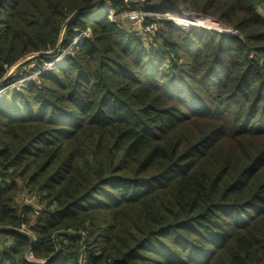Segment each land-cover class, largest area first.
Returning a JSON list of instances; mask_svg holds the SVG:
<instances>
[{"label": "trees", "instance_id": "1", "mask_svg": "<svg viewBox=\"0 0 264 264\" xmlns=\"http://www.w3.org/2000/svg\"><path fill=\"white\" fill-rule=\"evenodd\" d=\"M97 1L0 0V87L90 30L0 96V264H264V0Z\"/></svg>", "mask_w": 264, "mask_h": 264}, {"label": "built area", "instance_id": "2", "mask_svg": "<svg viewBox=\"0 0 264 264\" xmlns=\"http://www.w3.org/2000/svg\"><path fill=\"white\" fill-rule=\"evenodd\" d=\"M108 11H109L108 18L113 22H119L120 20H126V19H134L136 21V24H135V26L131 27V29L129 31L134 30V32H136L137 35H142V36H144L148 33H151V32H156V31L160 30V28L162 26V24L160 22H153V23L146 25L144 19L146 17H149V16H156V17L161 18V19H168L170 17L171 18L170 20H173L175 24L180 25L184 28H190V27L201 28L202 27V29L204 28V30H208L211 32L221 31L219 33H222V34L224 33V35H229V33L234 31L230 28H226V27L222 26L220 23L216 22L215 20H213L209 17H203V16H199V17L195 16L194 18L190 19V18H185V17H183V18L172 17L169 14H165V13H152V12H145V11H130V12L127 11V12H122L120 14H114L109 7H108ZM218 26H220L221 29H223L224 31H227V32H224L222 30H218L217 29ZM234 32H236V31H234ZM89 34H90L89 29H86L84 31L79 32V34L76 36V38L68 44L66 51H70L74 45L80 44V42L83 40V38L87 37ZM43 70L44 69L40 70L38 73H36V75L43 72ZM24 81H27V80H24V79L16 80V81L0 88V95L4 94L5 92L9 91L12 88H18L22 84V82H24ZM35 195H37V193L34 191H28V192L22 191L19 194V196H20L19 200H20V202L22 201L23 205L34 206V205H32L30 199ZM32 240H34V238H32Z\"/></svg>", "mask_w": 264, "mask_h": 264}, {"label": "rangeland", "instance_id": "3", "mask_svg": "<svg viewBox=\"0 0 264 264\" xmlns=\"http://www.w3.org/2000/svg\"><path fill=\"white\" fill-rule=\"evenodd\" d=\"M131 1H133L134 2V4H128V7L130 8V11H142V10H139L138 8H135V6L137 7V3H139L140 1H143V0H131ZM137 2V3H136ZM141 3V2H140ZM130 11H128V12H130ZM168 19H171L170 17L168 18ZM124 21V23H125V26L126 27H128V28H131V27H133V26H135V24H136V21L134 20V19H126V20H123ZM134 23V24H133ZM196 28V27H195ZM198 29H202V27L201 28H198ZM204 29V28H203ZM222 31H224L223 29H222ZM232 31V30H231ZM214 32V31H213ZM219 32H221V31H218V32H215V33H219ZM224 32H227V31H224ZM76 33H77V31H76ZM222 34V33H221ZM230 35H232V36H234V37H238V38H241V36L238 34V33H236V32H234V31H232L231 33H229ZM230 35H226V36H230ZM237 35V36H236ZM146 39H148L147 38V36H144L143 37V40H144V42L146 43L147 41H146ZM63 48L64 47H61L60 45H58V47L56 48V50L55 51H53L52 53H49V54H42V56H44V57H46V58H49L50 60H51V62H48V63H45V62H41V67L39 68V69H37V70H33V69H35V68H33V66H34V64L32 63V64H23V65H21V66H19V68H18V73H22V75L20 76V79H24V80H27V81H24V82H22V84L21 85H23L24 83H30V82H32V81H37L38 79V75H36V72L38 71V70H42V69H49L50 68V63H52V58H54V56L56 55V53H58V51H60V50H63ZM65 49V48H64ZM64 51V50H63ZM30 60V59H29ZM23 62H25V61H22L21 62V64L23 63ZM52 67V66H51ZM17 68V67H16ZM26 72H28L27 74H26ZM11 82H9V84H10ZM3 85H5V84H3ZM3 85L1 86V87H3ZM20 85V86H21ZM0 87V88H1ZM0 96H2V95H0ZM30 201H31V203H32V205H34V206H32L33 208H34V210L37 212V211H40L41 209H43V203H44V201H41L40 200V198H39V196L38 195H35V196H33L31 199H30ZM25 228L24 227H21V230H24ZM30 257V256H29ZM40 263H43V262H40Z\"/></svg>", "mask_w": 264, "mask_h": 264}, {"label": "water", "instance_id": "4", "mask_svg": "<svg viewBox=\"0 0 264 264\" xmlns=\"http://www.w3.org/2000/svg\"><path fill=\"white\" fill-rule=\"evenodd\" d=\"M100 1L101 0H98L97 2H96V4L94 5V7H92V8H90V9H96L97 7H99V4H100ZM105 5H108L107 3H105ZM109 6V5H108ZM83 11H86V10H80V11H76L74 14H73V16H75V15H77V13H79V12H83ZM80 32V30L77 32V34ZM230 35V34H229ZM64 50V49H63ZM63 50H60V51H58V53H56V55L54 56V58H53V61H54V59H56L60 54H62L64 51ZM36 56H39V55H34V56H31V57H28L26 60H28V59H31V58H33V57H36ZM24 61V60H23ZM19 64H21V62H19L18 64H16L15 66H13L12 67V69H11V71H13ZM9 84V83H8ZM8 84H5V85H3V87L4 86H6V85H8Z\"/></svg>", "mask_w": 264, "mask_h": 264}, {"label": "clouds", "instance_id": "5", "mask_svg": "<svg viewBox=\"0 0 264 264\" xmlns=\"http://www.w3.org/2000/svg\"><path fill=\"white\" fill-rule=\"evenodd\" d=\"M107 4H108V3H107ZM105 6L107 7V9H108V7L110 8V6H108V5H105ZM110 9H111V8H110ZM80 32H81V31H80ZM78 34H79V33H78ZM78 34L76 33V36H77ZM76 36H75V38H76ZM75 38H74V39H75ZM74 39H73V40H74ZM73 40H72V41H73ZM72 41H70V42H72ZM70 42H69V43H70ZM69 43H68V44H69ZM68 44L66 45L65 49L63 48V49H64V52H63V53H65V55L69 52V51H66ZM71 49H72V48H71ZM57 58H58V57H57ZM57 58L54 59V61L52 60V63H50V65H49L50 68H51V66H54V65L57 63ZM52 59H53V58H52ZM45 70H47V69L45 68V69L43 70V72H44ZM39 71H40V70H39ZM39 71H37L36 73H38ZM43 72H41V73L43 74ZM39 74H40V73H39ZM39 74H38V75H39ZM19 80H20V79H19ZM13 82H14V81H13ZM1 88H2V87H1Z\"/></svg>", "mask_w": 264, "mask_h": 264}, {"label": "bare ground", "instance_id": "6", "mask_svg": "<svg viewBox=\"0 0 264 264\" xmlns=\"http://www.w3.org/2000/svg\"><path fill=\"white\" fill-rule=\"evenodd\" d=\"M216 28V27H215ZM218 29V28H217ZM218 30H222V29H218ZM61 56H65V53H62V54H60L59 56H58V58H57V61H59L60 59H62L63 57H61ZM8 89V88H7ZM6 90V89H5Z\"/></svg>", "mask_w": 264, "mask_h": 264}]
</instances>
